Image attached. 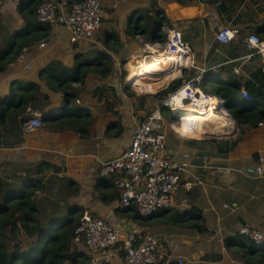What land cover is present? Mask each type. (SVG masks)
Instances as JSON below:
<instances>
[{
    "label": "crops",
    "instance_id": "crops-1",
    "mask_svg": "<svg viewBox=\"0 0 264 264\" xmlns=\"http://www.w3.org/2000/svg\"><path fill=\"white\" fill-rule=\"evenodd\" d=\"M101 1L105 7L104 22L113 7L120 8L123 14L133 10L132 21L139 14L137 10L143 8L157 17L158 25H150L148 33L137 31L145 37H160L163 23L179 28L193 51V73L206 68L205 83L219 96L220 85L232 84L253 94L263 92L264 97V60L245 41L251 33L264 37V0ZM161 9L167 16L163 22L161 13L157 14ZM31 13V0H0V57L17 40H33L24 47L21 61L17 58L0 71V96L5 101L13 98L15 82L16 88L25 87L28 81L39 86L36 101L27 103L24 111L10 110L0 124V199L40 181L43 188L37 191L36 204L43 224L71 213L89 212L114 227L160 236L165 250L184 256V264H264V256L250 249L252 244H242L240 233L242 226L260 230L263 242L255 249L264 251V120L257 114L241 123L235 118L236 134H225L224 127L222 133L212 132L202 138L210 134L200 128L194 135L198 129L192 130L182 115L185 126L179 130L175 124L182 136L168 130L167 152L190 163L184 179L192 181L193 186L181 189L172 209L158 211L147 219L140 217L134 207L126 209L121 205L112 181L100 175L99 164L118 156L130 145L138 119L160 100L140 104L132 99L130 92L125 91L126 81L119 82L117 78L116 62L111 74L104 76L99 72L97 68L101 66L92 61L100 58L94 57L99 48L104 49L103 60L107 54V59L115 61L122 47L114 43L112 49L107 46L108 52L98 38L73 43L64 26L46 25L31 18ZM222 26L238 28V36L229 43L216 40L215 34ZM109 33L114 30L110 29L104 37L108 44L114 41V37L106 39ZM118 35L126 45V33ZM77 55L90 67L83 81L73 80L62 67H76ZM153 56L159 54L147 55ZM173 74L153 79L159 86L168 83ZM52 77L72 81L70 99ZM127 78L133 82L130 71ZM150 81L138 82L142 89L153 92L158 86L152 88ZM182 82L183 79L175 81ZM255 104L264 108V98ZM70 106L74 111L70 112ZM29 109L42 112L44 126H24ZM181 109L182 114L189 110ZM63 117L73 124L61 129ZM116 249L91 253L94 264H123ZM160 264L179 263L173 260Z\"/></svg>",
    "mask_w": 264,
    "mask_h": 264
},
{
    "label": "built area",
    "instance_id": "built-area-1",
    "mask_svg": "<svg viewBox=\"0 0 264 264\" xmlns=\"http://www.w3.org/2000/svg\"><path fill=\"white\" fill-rule=\"evenodd\" d=\"M220 3L221 1L218 2ZM104 14L105 7L101 0L73 2L42 0L37 8L38 21L50 26H64L68 29L70 40L73 43L93 39L103 26ZM238 33L239 29L236 27L222 26L216 32L215 38L220 42L229 43L238 36ZM159 34H161L160 37L146 39L143 34L136 32L135 37L138 42L144 43L143 52L146 56L150 53L147 51H150L151 47L154 53L166 50L182 51L190 58L189 62L181 65L179 72L173 74L168 83L163 84L162 82L153 92H140L141 88H136L131 83L140 94H157L162 90L164 94L151 111L138 119L130 145L118 156L103 159L99 164L100 175L112 181L121 205L125 208L134 207L143 217H150L161 210L172 209L176 206L177 195L181 189H191L193 186L192 181L184 179V173L190 163L167 152L168 130L182 136L175 127V124L180 123L179 101L187 105L199 106L200 101L203 103L206 100L208 103L211 96L212 99L216 98L205 83L206 68L197 69L191 75L183 74L188 67L191 68L190 70L196 67V63L192 48L184 39L182 31L169 23H163ZM245 41L264 60V37L251 33ZM42 44H45L44 40ZM148 45L150 48L147 47ZM18 59L21 61L22 55ZM235 70L238 71V68ZM155 74L159 76L163 74V71L159 70ZM179 79H183V82L169 91L173 81ZM127 80L131 82L130 78ZM74 84L78 86L77 83ZM203 87H206L208 91ZM241 92L246 100L255 99L247 89L243 88ZM77 102H80V99H77ZM214 105L215 112L228 119V123L223 125L226 130L225 134H236L235 118L225 105L224 98L220 97ZM23 124L30 129L44 126L42 112L29 109L28 117ZM187 137L192 138L191 135ZM204 137L207 136H202ZM258 168L261 169V167ZM240 231L256 244L263 241V234L258 229L242 226ZM75 232L74 241L83 242L90 253L117 247V255L123 264H160L173 260L179 264L185 262L184 256H175L165 250V241L160 236L114 227L106 219L89 212L81 215Z\"/></svg>",
    "mask_w": 264,
    "mask_h": 264
},
{
    "label": "trees",
    "instance_id": "trees-1",
    "mask_svg": "<svg viewBox=\"0 0 264 264\" xmlns=\"http://www.w3.org/2000/svg\"><path fill=\"white\" fill-rule=\"evenodd\" d=\"M41 1L42 0H31V12H33V14L31 13V18L34 17L37 19V8ZM73 1L76 0H68V2ZM137 12L139 13L137 14L138 16L136 15L135 19L132 21L134 32L146 31L147 26L149 24L152 25L154 17L150 16L149 22L144 23V21H142L143 14L146 12L148 13V10L143 8L138 9ZM160 13V21L163 22L165 18L167 19V16L162 9L160 12L158 11L157 14L160 15ZM115 35V33H109L106 39L109 40ZM32 41L31 39L17 40L14 42L13 45L5 51L4 55L0 57V71L5 69L10 62L16 60L22 54L26 44L28 45ZM80 57V55H77L78 63L76 67L68 68L65 65L62 66L64 72L67 74L71 73L70 77L75 81H83L90 69L84 61L79 60ZM92 61L95 62L94 64L97 66H101L97 69L104 76L111 74L114 69V61L112 59L106 61L103 60V57H100ZM44 71L45 70L41 71V75H43ZM126 74L127 71L125 70L122 76L123 81ZM54 81L55 84L57 83L62 89V92L66 94V97L68 96L70 99L73 93L71 88L72 81L66 80L65 77L59 80L54 79ZM26 84L27 85L23 88L18 87L21 90L16 91L18 88H16L17 85L15 82V84L12 85L15 95L8 101H5V99L0 96V124L4 123L10 110L16 109L20 112L24 111L26 110L27 103L30 101L34 102L38 99V84L33 81H28ZM178 86L179 83H175L168 90L171 91ZM219 87L222 91L221 97H224L225 104L239 123L253 114L259 115V118L264 120V108L259 109L255 104L257 99L264 98L263 92L253 94L247 89L249 94L255 99L250 104H238L236 99L239 94H241L240 88L232 84L220 85ZM210 92L219 94L217 90H211ZM30 94H32L31 97H29ZM70 107V112L74 111L72 106ZM66 117L62 118L64 121L60 119L64 125L61 129L73 124L69 123L71 121H65ZM52 126L56 128L57 125L55 126V124H52ZM85 132L86 130H84V133ZM42 186L40 181H34L32 184H27V186L22 189L14 190L8 193L3 199H0V264H94L93 255L87 250L85 244L83 242L77 243L74 241L76 235L75 230L82 214L71 213L63 219L55 218L46 224L42 223L41 212L36 204L37 191L42 189ZM1 187L2 181L0 178V191ZM136 212L137 215L143 217L138 211ZM144 218L147 219V217ZM241 234V242L244 246H246V243L255 244L250 237L243 233ZM252 245L250 249L253 252L261 253L262 256H264V251L256 250L255 245ZM100 264L108 263L104 262Z\"/></svg>",
    "mask_w": 264,
    "mask_h": 264
},
{
    "label": "bare ground",
    "instance_id": "bare-ground-1",
    "mask_svg": "<svg viewBox=\"0 0 264 264\" xmlns=\"http://www.w3.org/2000/svg\"><path fill=\"white\" fill-rule=\"evenodd\" d=\"M150 48V46H147ZM148 53H153V54H159V56H153V57H147L145 54H140L136 53L133 55V58L129 61L130 66H129V71L131 74V77L133 79V82H131L136 88H141L142 86L139 85V80L140 83H143V80H151L149 83V86L152 88H156L158 86L157 81L153 78H162V77H167L171 74H176L179 72V67L183 64H185L187 61V58L190 59L187 55H185L184 52H178V51H164L160 53H154L153 47L150 48V51H147ZM149 53V54H150ZM134 64V65H133ZM163 71V74L156 76L155 73ZM166 80V79H165ZM137 84L138 87L135 85ZM146 83H144L145 85ZM142 89V88H141ZM144 92H148L146 88L142 89ZM216 95V94H214ZM204 97V95H203ZM219 96H216L215 99H212V96L208 99V103L201 101L199 102V106L194 107V105L187 110L188 111V121L189 124L192 127H195L198 129L195 131L194 135H197V132L199 129H205V132L207 134H211L212 132H217V133H222L223 131V125L228 122L226 120L225 116L219 113L215 112V105L218 100ZM180 99V98H179ZM180 102V108L178 107V116H179V130H181L180 127H184L185 124L183 120H181L182 115H186V113L182 114V108L186 109V107H183L182 105L184 104L182 101ZM207 103V105H206ZM187 105V104H186ZM225 117V118H224ZM198 125H201L203 127H199ZM204 132V133H205ZM183 134V132L181 131Z\"/></svg>",
    "mask_w": 264,
    "mask_h": 264
},
{
    "label": "rangeland",
    "instance_id": "rangeland-1",
    "mask_svg": "<svg viewBox=\"0 0 264 264\" xmlns=\"http://www.w3.org/2000/svg\"><path fill=\"white\" fill-rule=\"evenodd\" d=\"M132 15H133V10H130L128 12V14H123V12L120 11V8L113 7L111 9V12L110 11L107 12V17H109L108 20L103 23V26L97 31L96 35L94 36V38H98L99 41L104 44L105 49L108 52H109V49H107V46L109 48H111V47L114 46V43H116L117 47H119V48L122 47V48H120L121 49L120 54H118V55L116 54L117 57H116V59L114 61V62H116L118 64V69H115V70H117V78H118L119 82L123 81L122 76H123V72L125 70L127 71V73H129V66H130V62L129 61L133 58V55H135L136 53H140L142 55L144 54V52H143L144 51V43L138 42V39H136V37H135V32H134V29H133V23H131L132 22ZM135 16H136V14H135ZM149 18H150V14L145 13L144 16H143L144 23H148L149 22ZM156 18L155 17L153 18L152 25H154V24L158 25L159 20H158V18L157 19ZM150 25L151 24H149L147 26V30H146L147 33H148L149 30H151L150 29ZM110 29H113L114 33L116 35L113 38L114 41H112V43L108 44L107 42H104V37L106 36V33L109 32ZM125 33H126V36H127L128 45H127V42H126V45L124 43H122V40H121V38L118 35V34H125ZM145 38L147 39V38H150V37H145ZM132 39L134 41L130 42ZM102 49L103 48H99V50L96 52V54H94V57H103V56H101V50ZM105 57H106V61H108L109 60V59H107L108 55L104 56V59H105ZM187 61L189 62L188 58H187ZM190 69L191 68H189V67H188V69H185L183 71V74L191 75L193 73V70H190ZM124 78H126V76ZM174 83H175V81H173L172 84H174ZM124 85H125V82H124ZM208 86H209V84H208ZM203 88L206 91H208L206 87H203ZM125 91L126 92L129 91L130 93L129 92L128 93L131 96H133L132 99L136 98V101L138 103H140V104L142 102L153 103L154 101L162 99V95L164 94V91L162 90L161 92L157 93L156 95H151V94L150 95H147V94L143 95V93L139 94L137 92H134L133 89L129 88L128 86L125 87ZM209 91H211V90L209 89ZM140 92H143V90L140 89ZM217 95L218 94H216V96ZM239 101H240V103H247V104H250L252 102V101L246 100L243 96H239ZM182 106L186 107L187 109H190L193 105H187L186 106V104H183ZM194 107H195V105H194ZM186 114H188V111H186ZM181 119H183V118L181 117ZM186 119L188 120V115L186 116ZM192 130H195V127H192ZM211 135H207V137L211 136ZM248 245L250 246V244H248ZM257 246H259V245H257Z\"/></svg>",
    "mask_w": 264,
    "mask_h": 264
},
{
    "label": "clouds",
    "instance_id": "clouds-1",
    "mask_svg": "<svg viewBox=\"0 0 264 264\" xmlns=\"http://www.w3.org/2000/svg\"><path fill=\"white\" fill-rule=\"evenodd\" d=\"M127 74H128V73H127ZM127 74H126V78L124 79V80L126 81V83H127L128 81L130 82V80H127ZM128 87H129V88H132L133 91L139 93L135 88L132 87L131 82H130V86H128ZM139 94H140V93H139ZM212 94L214 95L215 93L212 92ZM143 95H145V94H143ZM151 95H152V94H151ZM218 96H219V94H218ZM219 97H221V96H219ZM221 98H222V97H221ZM225 105H226V104H225ZM226 106H227V105H226ZM262 242H263V241H262ZM262 242H261V243H262ZM261 243H260V244H261ZM253 245H255V247H256V246L259 245V244H256V243H255V244H253ZM253 245H252V246H253Z\"/></svg>",
    "mask_w": 264,
    "mask_h": 264
},
{
    "label": "water",
    "instance_id": "water-1",
    "mask_svg": "<svg viewBox=\"0 0 264 264\" xmlns=\"http://www.w3.org/2000/svg\"><path fill=\"white\" fill-rule=\"evenodd\" d=\"M127 85L130 86V82L129 81L127 82ZM235 127H237V124H235Z\"/></svg>",
    "mask_w": 264,
    "mask_h": 264
}]
</instances>
